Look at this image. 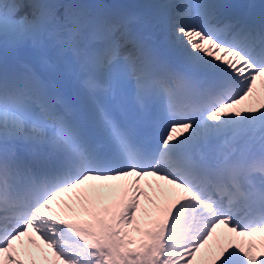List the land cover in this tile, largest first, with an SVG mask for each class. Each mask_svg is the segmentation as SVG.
<instances>
[{"label": "snow or ice", "instance_id": "obj_1", "mask_svg": "<svg viewBox=\"0 0 264 264\" xmlns=\"http://www.w3.org/2000/svg\"><path fill=\"white\" fill-rule=\"evenodd\" d=\"M0 264H264V0H0Z\"/></svg>", "mask_w": 264, "mask_h": 264}]
</instances>
